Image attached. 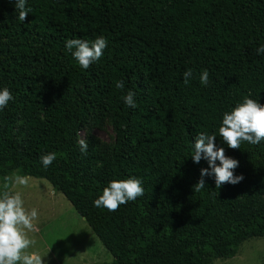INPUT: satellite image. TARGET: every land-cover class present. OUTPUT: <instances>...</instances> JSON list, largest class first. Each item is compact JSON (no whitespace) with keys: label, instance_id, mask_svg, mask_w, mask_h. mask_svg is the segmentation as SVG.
Returning a JSON list of instances; mask_svg holds the SVG:
<instances>
[{"label":"trees","instance_id":"16d2710c","mask_svg":"<svg viewBox=\"0 0 264 264\" xmlns=\"http://www.w3.org/2000/svg\"><path fill=\"white\" fill-rule=\"evenodd\" d=\"M14 3L0 0V90L14 98L0 110L1 192L7 176L46 181L111 256L97 264H211L264 237V141L232 150L218 132L246 97L264 105V0H27L24 22ZM101 36L102 58L82 70L65 42ZM129 90L135 109L122 99ZM100 109L113 141L94 167L77 139ZM202 132L239 162L240 183L217 189L205 176L193 191L208 168L191 158ZM131 177L142 197L115 212L93 206L111 181Z\"/></svg>","mask_w":264,"mask_h":264},{"label":"clouds","instance_id":"9594fccd","mask_svg":"<svg viewBox=\"0 0 264 264\" xmlns=\"http://www.w3.org/2000/svg\"><path fill=\"white\" fill-rule=\"evenodd\" d=\"M26 3L27 0H15L14 3L21 22H24L31 12V8H27ZM107 45L108 41L102 36L91 43L82 39H70L65 42L66 49L82 70H87L93 63L99 61ZM256 51L258 55L264 54V45L259 46ZM192 75L191 70L183 73L185 84L189 82ZM199 79L202 86H207L209 72L202 70ZM116 87L122 89L124 83L117 81ZM134 97L135 93L132 90L122 97L124 104L131 109L137 107ZM13 99L9 89L0 90V110L6 108ZM218 132L222 142L232 150H239L242 142L259 145L264 141V105L246 97L230 112L224 113ZM216 139L215 134L210 135L203 132L198 133L195 138L191 158L197 164L201 159L206 160L208 168L201 170V178L193 186L194 192H199L205 187V176L214 177L217 189L225 184L236 185L244 179L242 175L234 174L239 162L226 156L223 147L217 148ZM78 143L81 152L86 153L87 142L81 139ZM55 160V152L40 157V162L45 169ZM29 179L30 177L19 175L5 177L4 190L0 192V264H42V259L37 254L28 252L34 244V241L28 237V232L33 230V221L37 218L38 212L35 208L29 211L24 207L21 192L16 191L13 194L10 191V188L26 187ZM143 195L141 179L131 177L124 180H113L103 189L102 195L93 201V206L115 212L121 205L135 201Z\"/></svg>","mask_w":264,"mask_h":264},{"label":"rangeland","instance_id":"374dc122","mask_svg":"<svg viewBox=\"0 0 264 264\" xmlns=\"http://www.w3.org/2000/svg\"><path fill=\"white\" fill-rule=\"evenodd\" d=\"M19 121L14 129V138L21 142L24 137ZM87 142V151L93 158V166H98L99 158H107L113 141V132L106 113L100 109L88 116L79 132V140ZM14 194L21 192L24 207L35 208L38 212L33 221L34 228L28 237L34 244L29 253L37 254L42 264H97L109 263L111 256L101 246L82 218L59 193H54L49 184L31 178L26 187L10 188ZM1 192V183H0ZM211 264H264V237L244 241L237 254L230 259H217Z\"/></svg>","mask_w":264,"mask_h":264}]
</instances>
